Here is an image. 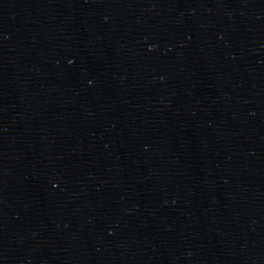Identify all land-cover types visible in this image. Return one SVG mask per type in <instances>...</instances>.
<instances>
[{"label":"water","instance_id":"95a60500","mask_svg":"<svg viewBox=\"0 0 264 264\" xmlns=\"http://www.w3.org/2000/svg\"><path fill=\"white\" fill-rule=\"evenodd\" d=\"M0 264H264V0H0Z\"/></svg>","mask_w":264,"mask_h":264}]
</instances>
